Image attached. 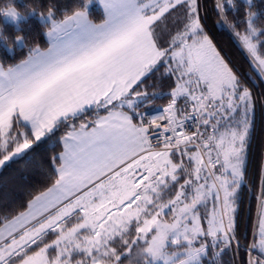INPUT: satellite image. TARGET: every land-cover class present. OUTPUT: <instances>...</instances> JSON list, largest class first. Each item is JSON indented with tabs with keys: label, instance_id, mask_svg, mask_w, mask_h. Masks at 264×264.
I'll return each mask as SVG.
<instances>
[{
	"label": "snow or ice",
	"instance_id": "snow-or-ice-1",
	"mask_svg": "<svg viewBox=\"0 0 264 264\" xmlns=\"http://www.w3.org/2000/svg\"><path fill=\"white\" fill-rule=\"evenodd\" d=\"M100 3V23L86 5L61 20L49 11L48 47L0 66V169L31 163L63 130L50 186L0 215V264H217L240 248L253 93L207 34L200 0ZM215 8L223 14L233 0ZM256 17L232 28L246 25L234 36L264 80ZM161 68L175 79L167 105L148 117L141 106L165 93L141 85ZM259 178L246 264H264V167Z\"/></svg>",
	"mask_w": 264,
	"mask_h": 264
},
{
	"label": "trees",
	"instance_id": "trees-1",
	"mask_svg": "<svg viewBox=\"0 0 264 264\" xmlns=\"http://www.w3.org/2000/svg\"><path fill=\"white\" fill-rule=\"evenodd\" d=\"M220 2L224 3V0H220ZM29 3L43 17H47L51 11L56 20L63 19L65 14L71 15L74 9H84L85 5L90 19L100 23L105 15L96 0H0V12L11 7L12 4L19 9H24ZM200 3L201 16L207 34L222 56L252 91L254 97V127L247 150L246 180L238 190L240 207L237 215L236 235L240 248L237 251L234 242L233 247L224 251L222 256L215 257L217 264H246L247 247L253 241V227L257 212L256 197L260 193V170L264 167V80H261L252 70L246 51L234 36L235 32H243L246 25L241 23L232 28V24L237 19L245 20L246 13L251 11L257 13L255 18L257 32L264 31V0H253L252 6H246L244 0H233L232 10H226L219 15L215 8L216 0H200ZM0 25L3 26L4 32L9 37L14 38L17 32L24 37V42L22 44L17 42L11 51L7 44L0 40V60L3 61L0 64L4 68L16 65V62L25 57L34 47L39 46L41 50L48 47L49 42L46 32L43 31V26L50 29V23L41 21L40 16L36 13L21 20L19 27L13 23L5 22L3 14H0ZM217 25L223 26L218 28ZM163 71L161 68L159 73L150 74L145 78L141 89L150 93H165V95L163 98L157 99L151 106H141V112L167 105L169 97L166 93L170 91L175 78L162 76ZM90 118L91 113L84 117V119ZM80 122L77 121V124ZM62 134L63 130L42 144L37 149L35 159L31 163L25 161L10 163L0 170V215L11 216L24 210L28 200L50 186L53 176L48 161L51 156L62 150L58 142ZM41 162L43 169L40 168ZM53 238L54 236H50L49 240Z\"/></svg>",
	"mask_w": 264,
	"mask_h": 264
},
{
	"label": "clouds",
	"instance_id": "clouds-1",
	"mask_svg": "<svg viewBox=\"0 0 264 264\" xmlns=\"http://www.w3.org/2000/svg\"><path fill=\"white\" fill-rule=\"evenodd\" d=\"M32 13H36L37 15H39L41 18H43L41 16V14L39 12H37L33 6L29 3L25 6L24 9H19L17 8L14 4L11 5V10L10 11H7V12H0V14H3L7 17H9L11 19V22L13 24H16L17 27H19V22L21 20H25L27 19L28 15L32 14ZM92 20V19H91ZM93 23H99V22H96L94 20H92ZM43 31H45L46 33L49 31V29L47 27H45V25L43 26ZM0 40L4 41L7 46H8V49L11 51L15 44L17 42H24V37L21 33L17 32V34L15 35L14 38L12 37H9L3 30V26L0 25ZM28 55V54H27ZM26 55V56H27ZM26 56L25 57H22L20 58L16 63H20L22 62L23 60L26 59ZM3 61L0 60V63H2Z\"/></svg>",
	"mask_w": 264,
	"mask_h": 264
},
{
	"label": "built area",
	"instance_id": "built-area-1",
	"mask_svg": "<svg viewBox=\"0 0 264 264\" xmlns=\"http://www.w3.org/2000/svg\"><path fill=\"white\" fill-rule=\"evenodd\" d=\"M162 108L149 109L145 113L147 114L148 117H150L151 115L157 114V112L159 111L158 109H162ZM187 126H188L189 130H194V121H188ZM152 143H153V146L155 147V146L159 145L161 143V141L153 140Z\"/></svg>",
	"mask_w": 264,
	"mask_h": 264
},
{
	"label": "rangeland",
	"instance_id": "rangeland-1",
	"mask_svg": "<svg viewBox=\"0 0 264 264\" xmlns=\"http://www.w3.org/2000/svg\"><path fill=\"white\" fill-rule=\"evenodd\" d=\"M10 10H11V7H8V8H5V9L3 10V12H7V11H10ZM42 17H43V16H42ZM47 18H48V16H47V17H43V18L40 17L41 21H47ZM3 19H4L5 22L12 23V22H11V19H10L9 17L5 16V15H3ZM15 25H16V24H15ZM20 44H22V42H20ZM181 103H182V102H181ZM255 224H256V217H255L254 226H255ZM253 230H254V227H253ZM141 264H143V261H141Z\"/></svg>",
	"mask_w": 264,
	"mask_h": 264
},
{
	"label": "crops",
	"instance_id": "crops-1",
	"mask_svg": "<svg viewBox=\"0 0 264 264\" xmlns=\"http://www.w3.org/2000/svg\"><path fill=\"white\" fill-rule=\"evenodd\" d=\"M97 1V3H98V5L100 6V8L102 9V11L104 12V8H103V6H102V4L100 3V0H96ZM105 14V13H104ZM49 42V41H48ZM0 66H1V64H0ZM15 66V65H14ZM6 69V68H5ZM1 170V169H0Z\"/></svg>",
	"mask_w": 264,
	"mask_h": 264
}]
</instances>
